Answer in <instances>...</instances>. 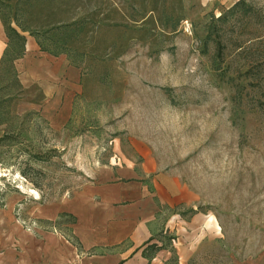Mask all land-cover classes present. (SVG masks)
<instances>
[{
  "label": "rangeland",
  "instance_id": "obj_1",
  "mask_svg": "<svg viewBox=\"0 0 264 264\" xmlns=\"http://www.w3.org/2000/svg\"><path fill=\"white\" fill-rule=\"evenodd\" d=\"M242 1L251 18L230 15ZM0 24L32 37L56 77L50 95L27 65L15 78L12 45L0 264H25L49 233L76 247L66 201L124 166L173 205L150 264H264V0H0Z\"/></svg>",
  "mask_w": 264,
  "mask_h": 264
},
{
  "label": "crops",
  "instance_id": "obj_2",
  "mask_svg": "<svg viewBox=\"0 0 264 264\" xmlns=\"http://www.w3.org/2000/svg\"><path fill=\"white\" fill-rule=\"evenodd\" d=\"M11 32L10 36H6L0 24V77L6 56L16 45L19 53L11 58L15 78L16 71L21 73L18 79L24 78L27 65L30 80L42 84L44 93L50 95L49 87L56 79L55 69H51L53 57L39 50L32 37L28 38L16 29ZM62 110L67 111V106ZM137 171L134 166L99 169L90 183L66 201L64 212L74 218L71 229L72 237L77 240L76 247L58 233H49L42 239L32 237L24 263H152L153 257L149 261L144 253L155 243L156 233L173 228L175 217L163 219L164 206L173 208L168 195H163L160 192L162 188L157 184L152 188L142 183Z\"/></svg>",
  "mask_w": 264,
  "mask_h": 264
},
{
  "label": "trees",
  "instance_id": "obj_3",
  "mask_svg": "<svg viewBox=\"0 0 264 264\" xmlns=\"http://www.w3.org/2000/svg\"><path fill=\"white\" fill-rule=\"evenodd\" d=\"M239 7H242V9H245L244 11H242V14L241 13H239V11H238V9H239ZM229 13H230V15L234 18H236L237 16H245V17H247V18H251V16H253L254 15V13H253V11L250 9V8H248V6H246L245 4H244V1H242V3H240L239 5H235V6H233V8H231L230 9V11H229ZM222 19L226 22V23H228V21L229 20H227V16H223L222 17ZM218 32L219 31H216V36L215 37H217V42H216V44L217 45H221V43H222V41H221V39H222V37H221V35L220 34H218ZM215 41V40H214Z\"/></svg>",
  "mask_w": 264,
  "mask_h": 264
}]
</instances>
